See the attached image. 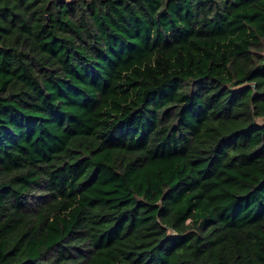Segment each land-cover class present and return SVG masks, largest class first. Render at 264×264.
Returning a JSON list of instances; mask_svg holds the SVG:
<instances>
[{
  "label": "trees",
  "instance_id": "trees-1",
  "mask_svg": "<svg viewBox=\"0 0 264 264\" xmlns=\"http://www.w3.org/2000/svg\"><path fill=\"white\" fill-rule=\"evenodd\" d=\"M0 264H264V0H0Z\"/></svg>",
  "mask_w": 264,
  "mask_h": 264
},
{
  "label": "rangeland",
  "instance_id": "rangeland-1",
  "mask_svg": "<svg viewBox=\"0 0 264 264\" xmlns=\"http://www.w3.org/2000/svg\"><path fill=\"white\" fill-rule=\"evenodd\" d=\"M193 104H195V101H192ZM203 112L198 109L196 111H191L187 114V118L190 120L191 124H196L197 123V119L200 117V115H202Z\"/></svg>",
  "mask_w": 264,
  "mask_h": 264
}]
</instances>
